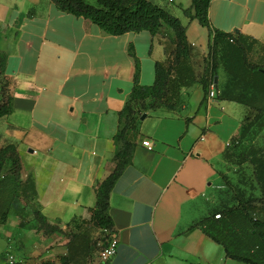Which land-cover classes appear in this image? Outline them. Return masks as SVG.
<instances>
[{"label": "crops", "instance_id": "1", "mask_svg": "<svg viewBox=\"0 0 264 264\" xmlns=\"http://www.w3.org/2000/svg\"><path fill=\"white\" fill-rule=\"evenodd\" d=\"M151 1L187 25L201 72L210 33L185 15L192 0ZM209 15L236 39L218 55V96L205 97L197 82L184 90L178 109L140 118L133 162L111 192L119 245L110 264H248L230 257L198 223L219 207L261 196L255 169L264 164V112L247 105L251 81L242 56L251 69H264V0H211ZM166 45L148 30L108 34L52 0H0V50L8 55L15 95L13 113L0 119V146L17 144L24 176L36 183L38 208L76 235L71 243L70 232L45 234L21 199L0 224V263L11 248L18 264L66 256L70 264H104L89 246L98 229L90 209L115 167L120 114L137 71L130 47L141 62V84L153 85Z\"/></svg>", "mask_w": 264, "mask_h": 264}, {"label": "trees", "instance_id": "2", "mask_svg": "<svg viewBox=\"0 0 264 264\" xmlns=\"http://www.w3.org/2000/svg\"><path fill=\"white\" fill-rule=\"evenodd\" d=\"M57 7L67 13L83 17L99 25L106 33L122 35L127 32H142L148 30L153 39L166 41L167 57L156 63V79L153 85H143L140 81L141 62L133 46L130 54L135 58L137 71L135 85L124 109L121 111L120 129L115 136L116 152L114 156V170L97 187V204L90 209L92 222L104 234L102 247L109 244L116 235L114 220L110 214V197L115 183L125 169L132 164L136 148L135 138L139 134L138 123L144 113L159 109L176 110L181 106L184 90L195 83L203 84L205 97L208 96L212 84H215L219 67V52L236 42L235 36L214 27L210 15L211 0H192V6L185 9V15L190 19H197L200 24L208 28L210 45L208 55L204 59L203 70L199 72L193 59L194 46L187 35V25L167 8L155 4L151 0H52ZM168 31L173 33L169 36ZM239 50L243 45L239 44ZM242 53V52H241ZM243 55V54H242ZM8 55L0 50V119L14 111V91L12 78L7 74ZM245 66L247 105L256 108L251 101L255 96L264 99V69H257L248 64L246 56H242ZM238 64L236 65V67ZM238 68L235 70L237 72ZM254 70V71H253ZM237 75L239 73H236ZM243 74V73H242ZM241 74V75H242ZM240 76V75H239ZM241 77V76H240ZM243 79V77H241ZM230 91L224 96H230ZM235 147L239 146L236 142ZM232 143H230V147ZM255 163V161H254ZM255 169V178L260 186L262 196L251 201L240 200L236 206L226 205L225 210L217 214L220 217L203 219L199 226H203L205 233L217 242L223 244L230 257L237 258L248 264H263L264 253L258 254L260 243L264 241V218L255 213L258 208L264 209V164ZM37 189L33 177L24 176L23 162L15 143L0 146V224L8 220L9 213L21 199L34 208L35 217L40 229L45 234L64 232V230L48 221L37 206ZM229 236L236 247V253L231 250L222 238ZM70 239L72 243V238ZM41 263L70 264L69 257L43 259ZM110 261L104 264H110ZM196 264V263H195Z\"/></svg>", "mask_w": 264, "mask_h": 264}, {"label": "rangeland", "instance_id": "3", "mask_svg": "<svg viewBox=\"0 0 264 264\" xmlns=\"http://www.w3.org/2000/svg\"><path fill=\"white\" fill-rule=\"evenodd\" d=\"M260 96H255L254 98H253V100L251 101V103L254 105V106H256V107H258V108H260V109H263L264 110V99H262L261 100V98H259ZM257 103H260V105H256ZM255 189L258 191V192H261V190H260V186H259V184H258V182L256 181V178H255ZM250 189H252V188H250ZM261 196H262V192H261ZM258 197H260V196H258ZM241 198V197H240ZM232 204H233V202H232ZM238 204V202L237 201H235L234 202V204L232 205V206H236ZM229 206V205H228ZM219 209H221V210H225V208L224 207H219ZM255 213L259 216V218H264V209L263 208H258V209H256L255 210ZM66 228H64L63 230H64V232H59V234H64V233H66L67 232V234L69 235V238H71L72 236H73V231H71L70 229H67V230H65ZM94 241H95V245H94V243L93 242H91L90 244H89V246L90 247H95V250H94V253H95V257H97V258H100V249H101V246H102V244L104 243V241H105V237H104V234L102 233V232H100L98 229H96L95 230V235H94ZM222 238H223V240L231 247V250L234 252V253H236V247H235V245L232 243V241H231V239H230V237L229 236H226V235H224V236H222ZM260 245H261V248L258 250V254H261V253H264V241L262 242V243H260ZM99 261H101V259H98ZM261 262H263V264H264V260L262 261L261 260Z\"/></svg>", "mask_w": 264, "mask_h": 264}, {"label": "built area", "instance_id": "4", "mask_svg": "<svg viewBox=\"0 0 264 264\" xmlns=\"http://www.w3.org/2000/svg\"><path fill=\"white\" fill-rule=\"evenodd\" d=\"M174 1V0H170ZM218 96V90L215 86V84H212L209 92V99L216 98ZM143 145L151 148L152 142L150 140H144ZM220 214H217L216 217H220ZM118 245H119V239L117 235H114L112 239L110 240L109 244L105 247H102L100 249V259L102 262L110 261L118 251ZM18 259L16 257L15 252L13 249L9 248L4 255V259L0 264H18Z\"/></svg>", "mask_w": 264, "mask_h": 264}, {"label": "water", "instance_id": "5", "mask_svg": "<svg viewBox=\"0 0 264 264\" xmlns=\"http://www.w3.org/2000/svg\"><path fill=\"white\" fill-rule=\"evenodd\" d=\"M218 82V77H216V83ZM148 117V113H144L141 117L142 120H145Z\"/></svg>", "mask_w": 264, "mask_h": 264}]
</instances>
